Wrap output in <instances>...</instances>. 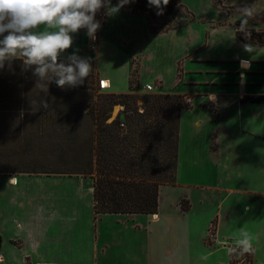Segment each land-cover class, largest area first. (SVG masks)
I'll return each instance as SVG.
<instances>
[{"label":"crops","instance_id":"0c3cea01","mask_svg":"<svg viewBox=\"0 0 264 264\" xmlns=\"http://www.w3.org/2000/svg\"><path fill=\"white\" fill-rule=\"evenodd\" d=\"M136 17L141 16H126L128 21L137 20ZM141 18L145 22V19ZM108 22L109 17L101 26L99 30L101 33L107 28ZM186 31L192 42L185 50L186 53L180 58H173L171 63L174 74H178L176 79L178 83L175 87L181 84V90L165 89V77L157 71L154 83L163 87V92L181 95L190 104V109L182 110L180 114L177 165L180 164L181 159L182 131L185 123L186 137L198 135L197 137L203 140L202 145L192 146V154L197 156L198 150L202 154L203 162L197 163L196 158V164L201 166L208 163L215 177L226 181V187H221L218 183L208 187L187 186L177 181L176 187L163 186L160 189L183 187L201 192H229L232 196L240 195L241 205L232 203V210L224 213L218 211L219 215L211 220L209 227L215 225L216 237L217 231L221 229L222 219L228 220L235 215H249L254 212L260 217V213L264 211V103L255 102V99L264 98V58L239 55L246 43L235 39V30H231L229 41L232 40L230 43L239 56L231 55L225 50L212 54V50L224 45L227 38L218 39L210 32H206L204 41L200 42V38L195 40L194 29L187 28ZM189 39L187 38V41ZM100 42L101 45L104 44L102 38L98 36L96 50L100 48ZM86 44L89 45L87 42ZM129 58L136 59L135 56ZM96 72L98 78L107 84L104 92L128 93L129 73L128 79L127 74H122L118 81L114 79L112 82L106 75L100 76L97 68ZM152 74L155 73L152 71ZM141 76L138 68L137 81L141 85V90L146 85H151L153 93L162 92V89L156 88V84L153 86L149 82L140 83L143 78ZM126 83L127 89H125ZM213 93L216 97L215 103L207 98ZM191 125L194 128L190 130ZM0 175L9 177L11 182H15L13 178L17 175L50 178L51 185H49L52 189L49 190L48 197L43 198L48 202V212L28 216L21 221L0 215L2 224L17 221V226H20L17 229L20 232L17 233L0 229L1 264H192L193 262L188 244V228L169 227L166 217L160 210V202L157 214L152 216L114 214L95 217L93 180L90 176L32 173ZM183 199L187 200L186 197ZM159 201H161V193ZM188 205L187 212L180 211L181 216L189 214L190 201ZM79 221L84 222L85 225V249L71 254L73 250L70 252L68 246H65L63 255L58 258L57 243L67 242L74 237L76 227H83ZM209 227L198 239V247L202 252H208L207 256H211L219 249L225 255L224 264H228L229 254L221 247V243L230 238L219 242V246L215 244L216 247L213 249L210 248L211 246H206L204 242L209 234ZM258 232H264V221L258 224ZM258 236L261 234L258 233ZM43 239L48 240L44 245V253L50 260H44L41 252L38 251L42 248L39 242ZM233 243L251 248L252 264L257 260L264 264V248L256 246L253 241L247 239ZM27 248L30 252L20 255V251H25Z\"/></svg>","mask_w":264,"mask_h":264},{"label":"rangeland","instance_id":"374dc122","mask_svg":"<svg viewBox=\"0 0 264 264\" xmlns=\"http://www.w3.org/2000/svg\"><path fill=\"white\" fill-rule=\"evenodd\" d=\"M182 4L193 14L194 22L181 29L167 34L151 35L148 32L147 24H145L146 21L144 22L141 17H136L137 20L128 21L127 15L118 13L114 17H109V22L104 32L102 31L101 33L99 31L96 33V41L98 36H100L104 43L101 45L100 42V48L96 50V46L94 45V50L91 51L86 42L90 44L93 40L87 37L85 30H80L73 37L74 44L67 51L66 55L79 49L78 54L91 58L100 76L106 75L112 82L114 79L118 81L122 74H127L128 79L129 69L131 68V72L136 71L137 73L139 68L142 75L141 78L143 77L140 83L149 82L154 86L156 84L154 83V76L157 74V71L165 77V89L180 91L181 84L175 87L178 83L176 81L178 74H174L171 63L173 58L183 56L186 53L185 50L189 47V43L192 42L188 36L189 33H186L187 28L194 29L195 40L200 38V42L204 41L206 32H210L213 37H217L218 39L226 40L225 38H227L224 45L217 46L212 50V54H218L225 50L227 53L235 56L238 55L236 53L237 50L232 47V43H230L232 40L229 41L231 30H235L236 32L237 36L234 34L235 39L255 43L258 41L254 40L252 33L264 32V0H182ZM244 6L251 7L252 16L245 17L242 14L241 9ZM99 13L102 14V20L100 21L102 26L108 17L104 15V10ZM96 19L98 20V16H96ZM245 19L247 23L244 25L243 31H236L240 27L241 20ZM212 27L215 29L211 30ZM187 38H190L189 41H187ZM123 40L126 42H123ZM244 51V49L241 50L239 55L250 58L252 56L264 58V46H257L249 52ZM131 56H135L136 59H130L129 57ZM132 60H134L135 64L132 63L130 66ZM152 71L155 74H152ZM134 79L135 83L133 87H135V93H133L144 95L143 91L140 90L141 85L137 81V74H134ZM35 83L36 79L32 75V72L22 71L19 61L14 62L11 69L6 66L5 69L0 70V93H2L7 102L11 99L10 107L12 108L9 121L6 120L7 118H2V112H0V172L6 169H31L42 166L46 170L53 169L54 167H60L65 170L72 168L70 161L66 162V164L59 161L58 151H55V149L52 151V145L49 142L34 140L36 139L34 134L37 131L36 124L38 121L40 122L38 117L35 116V118L31 117L30 119L27 117L23 120L24 109H34L36 112L40 110L38 106L39 97H35L36 99H34L35 91L40 88L35 87ZM87 87H91L90 84ZM156 88L162 89V92H158L157 94H166V92H163L164 88H161L158 84H156ZM53 89L51 84L47 92L51 96L53 95L52 92H54ZM125 89H127V83ZM106 93L104 91L97 92L98 95ZM21 103L23 104L22 106ZM141 105L142 102L138 100L137 106ZM22 107L24 108L23 110ZM122 111L123 106H114L107 123L112 122ZM21 120L24 121V127L21 126L22 130L19 128ZM78 122L76 125L78 132L85 133L86 123L82 121V118ZM191 128L194 127L191 125L189 129L191 130ZM18 131H21L23 136ZM184 131L185 123L183 124L182 131L181 159L180 164L177 165L178 183L187 186L204 185L207 187L218 183L221 187H226V181L216 178V175L213 174L214 172L210 171L208 163H204L201 166L196 164V158L198 159L197 163L203 162L201 158L202 154L199 150L196 152L197 156L194 153L192 154V146L195 144L202 145L201 142L203 140L199 139L198 135H187L186 137L185 134L187 133ZM32 133L34 134V136H31V138H34L33 144L35 145L36 142L38 146L36 148L24 146L22 147L23 149L19 150L18 148L23 144L25 135H31ZM47 164L48 166H45ZM217 174L219 173L217 172ZM13 179L15 182H11L7 176L0 175V215L21 221L25 217L36 216L37 214L49 211L48 202L44 201L43 198L48 197L49 190H52L49 182L50 178L46 179L35 175H17ZM160 193V210L166 217L168 226L171 228L187 227L189 230L188 244L190 246L191 260H193L192 264H224L225 255L222 251L218 249L211 256H207L208 252H202L198 247V239L207 232L211 220L216 215H219L218 211L224 213L232 210V203L241 205L240 195L233 194L232 196L229 192H201L183 187L160 189ZM185 197L190 201L191 208L187 216H181V199ZM260 221H264L263 210L260 213V217L254 212L249 215H235L228 220L222 219L221 222L219 221L221 229L217 231L216 237L214 235L215 225L209 227L210 231L204 244L211 246L210 248L213 249L219 246V242L230 238V240L221 243V247L226 249L228 254L231 255L230 260L228 256V263L230 261L232 264H248L247 252L252 251L251 248L247 245H235L233 241L247 239L253 241L256 246L264 248V232H258ZM17 223V221H14L2 224L0 221V229L5 232H20L17 230L20 228V226H17ZM79 223L83 227H76L77 231L74 237H72L73 239L57 243L56 256L58 258H61L63 255L62 251L65 246H68L70 252L73 250L71 254H76L81 249H85V225L82 221H79ZM258 233L261 236H258ZM47 241L43 239L39 242L42 248L38 251L41 252L44 260H50L44 253V245L48 243ZM28 252H30L28 248L25 251L21 250L20 255L27 254ZM255 264H261L260 260H257Z\"/></svg>","mask_w":264,"mask_h":264},{"label":"trees","instance_id":"16d2710c","mask_svg":"<svg viewBox=\"0 0 264 264\" xmlns=\"http://www.w3.org/2000/svg\"><path fill=\"white\" fill-rule=\"evenodd\" d=\"M116 3L117 0H112L113 5ZM156 11L148 5L147 0H135L119 13L143 17L151 35L167 34L194 22L193 14L182 4V0H170L164 15L157 16ZM252 34L258 42L239 40L246 44L264 46V32ZM91 63L92 74L82 86L61 89L53 83L52 96L41 89L35 91L34 99L39 97V104L41 100H46L48 109L39 107L40 110L36 112L22 107L23 120L36 116L40 122L36 124V139L31 138L33 133L25 135L18 149L24 146L36 148L38 144L35 142V146L33 139L49 142L52 151H58L59 161L65 164L70 161L72 168L65 170L54 167L46 170L42 166L6 169L0 174L90 176L93 180L95 217L114 214L155 215L160 188L177 184L180 114L182 110H189L190 104L181 95L171 93L143 91L144 95L134 94V74L137 73L131 72V68L128 93L98 95L97 92L104 90L99 89L100 79L96 66L93 61ZM132 63L134 60L130 66ZM88 84L91 87H87ZM4 98L0 93V112L2 118L9 121L11 99L7 102ZM138 100L142 102L141 106H137ZM255 102L264 103V98L255 99ZM114 106H123V111L107 123ZM81 118L86 123L85 133L78 132L76 127ZM23 122L21 120L20 130L21 126L24 127ZM18 133L23 136L21 131ZM188 208V201L183 199L181 212H187ZM247 254V262L252 264V251ZM228 264L232 263L229 261Z\"/></svg>","mask_w":264,"mask_h":264},{"label":"clouds","instance_id":"9594fccd","mask_svg":"<svg viewBox=\"0 0 264 264\" xmlns=\"http://www.w3.org/2000/svg\"><path fill=\"white\" fill-rule=\"evenodd\" d=\"M135 0H0V70L11 69L19 61L24 72L31 71L35 87L48 92L49 85L61 89L82 86L92 74L91 58L80 56L79 49L67 54L74 44L73 37L86 30L90 40L96 39L101 23L97 14L104 10L106 17L116 16ZM156 15H164L170 0H147ZM245 17L252 16L250 6L241 9ZM247 20H241L236 31H243ZM55 26V27H54ZM256 46L245 44L249 52ZM208 100L215 103V94ZM40 108L48 109L46 100Z\"/></svg>","mask_w":264,"mask_h":264},{"label":"built area","instance_id":"2783aa9c","mask_svg":"<svg viewBox=\"0 0 264 264\" xmlns=\"http://www.w3.org/2000/svg\"><path fill=\"white\" fill-rule=\"evenodd\" d=\"M97 16H98V21H101L102 20V14L98 13ZM96 42L97 41L95 39L94 41H91V43L88 45V47L91 51L94 50L93 47H94V45H96ZM104 83H105V81H102V80L99 81V89L104 90L107 87L104 85ZM142 90L146 93H152L153 87L151 85H146L145 87H143Z\"/></svg>","mask_w":264,"mask_h":264},{"label":"bare ground","instance_id":"6f19581e","mask_svg":"<svg viewBox=\"0 0 264 264\" xmlns=\"http://www.w3.org/2000/svg\"><path fill=\"white\" fill-rule=\"evenodd\" d=\"M104 85L107 86V85H106V82L104 83Z\"/></svg>","mask_w":264,"mask_h":264}]
</instances>
